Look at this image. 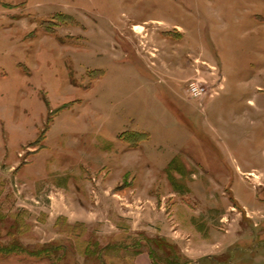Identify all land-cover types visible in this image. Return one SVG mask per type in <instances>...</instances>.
Returning a JSON list of instances; mask_svg holds the SVG:
<instances>
[{"label":"rangeland","instance_id":"1","mask_svg":"<svg viewBox=\"0 0 264 264\" xmlns=\"http://www.w3.org/2000/svg\"><path fill=\"white\" fill-rule=\"evenodd\" d=\"M139 250L264 264V0H0V264Z\"/></svg>","mask_w":264,"mask_h":264},{"label":"crops","instance_id":"2","mask_svg":"<svg viewBox=\"0 0 264 264\" xmlns=\"http://www.w3.org/2000/svg\"><path fill=\"white\" fill-rule=\"evenodd\" d=\"M154 185L155 184L152 182V180H150V181H148L147 188H153ZM111 187H113V186H109V188H111ZM135 187L139 188L140 184L138 186H135V185L126 186V188L131 189L130 190L131 193H134ZM84 189L87 192V193L85 192L84 199L79 198L78 195L71 196V198L75 202L73 204H75L77 206V208H79L81 210L80 211L79 209H76L77 215L75 216L74 221H83V222L85 221V222H87L88 219H90L92 217V215L95 214L94 208L93 209L91 208V207H93L92 205L98 206L99 204H101V205H104V207H105L106 206L105 203H107V202L109 204H112V203L117 204L116 198H118V199L120 197L126 198L124 193H121L122 195L121 194L117 195L115 193H111L112 194L111 195L106 191V189H108V187L100 186V184H94L92 182L85 183ZM131 193L125 191L126 195H129ZM128 198H129V196H128ZM67 208H68V210H67ZM67 208H64V210H61V212H59L60 213L59 215L65 216L67 218L69 217L68 218L69 221H72L71 217H73V212L69 210L70 209L69 207H67ZM82 216H84L83 220H80V219H82ZM56 219H57V217H56ZM147 257H148V255L146 253H144V252L139 253L136 256L134 264H148L147 261H149V260H147Z\"/></svg>","mask_w":264,"mask_h":264},{"label":"built area","instance_id":"3","mask_svg":"<svg viewBox=\"0 0 264 264\" xmlns=\"http://www.w3.org/2000/svg\"><path fill=\"white\" fill-rule=\"evenodd\" d=\"M190 93L194 97H200L204 93V89L198 84V82H191L188 86Z\"/></svg>","mask_w":264,"mask_h":264},{"label":"trees","instance_id":"4","mask_svg":"<svg viewBox=\"0 0 264 264\" xmlns=\"http://www.w3.org/2000/svg\"><path fill=\"white\" fill-rule=\"evenodd\" d=\"M138 253H142V250H139ZM138 253H137V254H138ZM148 254H149V256H151V253H150V252H149Z\"/></svg>","mask_w":264,"mask_h":264}]
</instances>
